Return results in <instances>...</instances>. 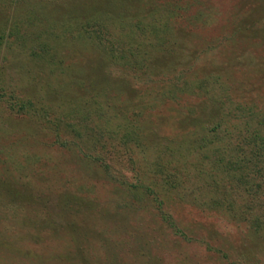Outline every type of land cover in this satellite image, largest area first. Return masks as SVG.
<instances>
[{
  "label": "rangeland",
  "instance_id": "1",
  "mask_svg": "<svg viewBox=\"0 0 264 264\" xmlns=\"http://www.w3.org/2000/svg\"><path fill=\"white\" fill-rule=\"evenodd\" d=\"M0 95V264H264L197 146L264 115V0H0Z\"/></svg>",
  "mask_w": 264,
  "mask_h": 264
},
{
  "label": "trees",
  "instance_id": "2",
  "mask_svg": "<svg viewBox=\"0 0 264 264\" xmlns=\"http://www.w3.org/2000/svg\"><path fill=\"white\" fill-rule=\"evenodd\" d=\"M110 54L125 58L116 56L113 51ZM49 55L51 56L48 51ZM50 62L48 59L47 66L54 65ZM7 103L10 110L22 114H33L37 111L32 100L19 97L12 92L8 95ZM40 109L43 114H47L46 108ZM229 114H234V124H226L227 121L219 120L206 131L207 133L200 134L202 144L197 146L199 154L202 153L205 158L211 159L215 173L222 177L218 180L212 179L213 184H210V187L207 186L210 189L208 201L215 207L224 208L232 218L242 219L250 215L254 207L258 208V204L264 202V190H260L261 185L264 184V115L259 117L251 107L240 103L234 106L233 111L229 110ZM125 138L131 140L128 135H125ZM206 151L207 156L204 154ZM249 159H254L255 162L252 161V172L245 173L249 167L246 166ZM101 167L105 171L111 168L109 163L104 162ZM137 186L134 184L135 188ZM242 194H246L247 200L242 197ZM260 194L263 195V199L259 198ZM262 222L259 217L253 221L256 226Z\"/></svg>",
  "mask_w": 264,
  "mask_h": 264
}]
</instances>
